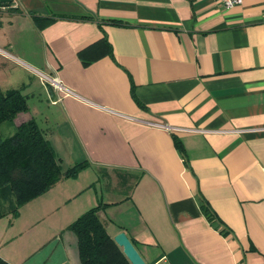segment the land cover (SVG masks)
Returning <instances> with one entry per match:
<instances>
[{
	"label": "crops",
	"instance_id": "obj_1",
	"mask_svg": "<svg viewBox=\"0 0 264 264\" xmlns=\"http://www.w3.org/2000/svg\"><path fill=\"white\" fill-rule=\"evenodd\" d=\"M0 89L29 104L0 138L34 118L88 164L0 219L8 263L81 264L68 227L102 205L146 264H264V0H12Z\"/></svg>",
	"mask_w": 264,
	"mask_h": 264
},
{
	"label": "trees",
	"instance_id": "obj_2",
	"mask_svg": "<svg viewBox=\"0 0 264 264\" xmlns=\"http://www.w3.org/2000/svg\"><path fill=\"white\" fill-rule=\"evenodd\" d=\"M29 112L28 98L22 90L0 89V124L14 121ZM183 152L182 144L176 140ZM88 164L65 170L55 149L37 121L22 123L14 135L0 138V219L17 218L22 207L44 195L65 179H75ZM102 205L94 207L69 225L77 237L81 264H132L99 217ZM203 211L209 220L215 214L208 204ZM0 264H10L0 257Z\"/></svg>",
	"mask_w": 264,
	"mask_h": 264
},
{
	"label": "water",
	"instance_id": "obj_3",
	"mask_svg": "<svg viewBox=\"0 0 264 264\" xmlns=\"http://www.w3.org/2000/svg\"><path fill=\"white\" fill-rule=\"evenodd\" d=\"M4 6L9 7L12 0H0ZM116 243L123 249L124 254L132 264H146L145 260L137 250L132 240L125 232H121L114 237Z\"/></svg>",
	"mask_w": 264,
	"mask_h": 264
},
{
	"label": "built area",
	"instance_id": "obj_4",
	"mask_svg": "<svg viewBox=\"0 0 264 264\" xmlns=\"http://www.w3.org/2000/svg\"><path fill=\"white\" fill-rule=\"evenodd\" d=\"M222 4L225 6L227 9H232L236 6H240L244 3V0H220ZM7 7L3 5V3L0 1V12L6 10ZM52 81V80H50ZM53 82V81H52ZM56 83V84H55ZM55 87H59L57 82L53 83Z\"/></svg>",
	"mask_w": 264,
	"mask_h": 264
},
{
	"label": "rangeland",
	"instance_id": "obj_5",
	"mask_svg": "<svg viewBox=\"0 0 264 264\" xmlns=\"http://www.w3.org/2000/svg\"><path fill=\"white\" fill-rule=\"evenodd\" d=\"M43 93H44V92H43ZM11 124H12L11 122H6V127H4V128H5V129H6V128H8V127H10V128H11V127H12V125H11ZM6 130H7V129H6ZM3 132H4V130H3Z\"/></svg>",
	"mask_w": 264,
	"mask_h": 264
}]
</instances>
